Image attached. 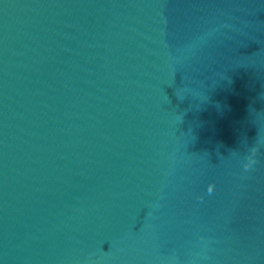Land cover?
<instances>
[{"label": "water", "instance_id": "obj_1", "mask_svg": "<svg viewBox=\"0 0 264 264\" xmlns=\"http://www.w3.org/2000/svg\"><path fill=\"white\" fill-rule=\"evenodd\" d=\"M0 264H264V0H0Z\"/></svg>", "mask_w": 264, "mask_h": 264}, {"label": "clouds", "instance_id": "obj_2", "mask_svg": "<svg viewBox=\"0 0 264 264\" xmlns=\"http://www.w3.org/2000/svg\"><path fill=\"white\" fill-rule=\"evenodd\" d=\"M212 191H213V189L210 188V189H209V192H212Z\"/></svg>", "mask_w": 264, "mask_h": 264}]
</instances>
